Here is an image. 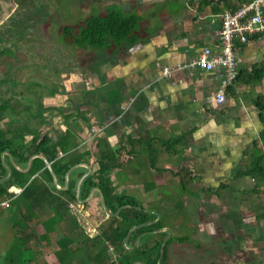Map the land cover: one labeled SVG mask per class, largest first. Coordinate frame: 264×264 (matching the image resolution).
Returning <instances> with one entry per match:
<instances>
[{
  "label": "crops",
  "instance_id": "0c3cea01",
  "mask_svg": "<svg viewBox=\"0 0 264 264\" xmlns=\"http://www.w3.org/2000/svg\"><path fill=\"white\" fill-rule=\"evenodd\" d=\"M173 1L95 0L102 10L115 7L140 16L141 22L133 40L94 51L85 47L81 54L97 58L96 67L51 71V82L57 84L45 99L51 102V132L46 133L58 139L71 130L80 150H92L86 163L94 169L100 157L97 141L107 140L117 151L119 166L109 172L117 192L140 195L173 233L190 237L170 244L169 264H264V176L246 173L264 129L256 104L264 94V77L252 75L254 64L264 60V36L237 44L240 77L229 86L225 103H209L207 97L221 82L220 67L185 69L172 77L162 70L198 56L204 47L218 53L220 22L212 21L210 8L199 10L196 0L169 7ZM181 172L185 179L194 176L185 190ZM166 190L180 195L165 197ZM5 210L0 208V214ZM91 212L80 202L71 203L65 220L51 224V245L55 248L79 229L96 235L102 219ZM53 215L48 206L36 210L30 223L35 235L46 233Z\"/></svg>",
  "mask_w": 264,
  "mask_h": 264
},
{
  "label": "trees",
  "instance_id": "16d2710c",
  "mask_svg": "<svg viewBox=\"0 0 264 264\" xmlns=\"http://www.w3.org/2000/svg\"><path fill=\"white\" fill-rule=\"evenodd\" d=\"M196 1L198 2L199 10L210 8L213 13H220L225 10L234 11L242 4L253 0ZM140 22L141 17L136 14H126L115 7H109L106 12L89 16L78 25H65V40L74 43L79 48L87 46L98 48L110 42L121 43L127 39L133 40L135 38L134 33ZM259 36H264V31L250 35L249 39ZM253 67L252 75L255 74V77L259 79L263 78L264 60L254 64ZM239 77L240 73L236 81ZM256 104L262 112L264 121V94L257 97ZM9 108H11V104L7 101L0 104V121L3 119V113ZM39 109L41 114L35 118L38 126L31 125L28 120L20 121L16 118L10 119L6 129L0 124V179L8 174L1 158V154L5 150H9L17 164L23 168L27 167L28 161L33 154H43L51 161L61 185L66 179L67 171L73 165L90 162L92 150H80L76 137L71 130L68 129L58 139H54L48 133H42L41 126L47 123L48 117L43 113L41 105ZM27 135H32V138L27 139ZM97 147L100 150V157L94 163L96 166L95 169L93 168V172L82 183L80 199L88 197L91 189L99 186L104 192L107 205L113 212L127 204L142 209L126 207L120 211L118 216L110 217L101 205L100 193L96 192L84 206L96 205V200L99 199L98 203L101 211L98 212L97 216L103 218L104 223L94 236H89L81 229L82 238L79 240L72 235L59 239V247L54 251L58 261L60 264H75L76 259L86 254L88 261L90 263L95 262V264H133L137 261H142L146 264H157L161 253V245L167 232H155V230L165 227L164 217L161 216L156 223L137 227L132 231L127 240L128 247L134 245L140 234L150 231V233L140 238L135 249H129L124 245V239L132 226L155 220L157 216L144 210L147 208L138 198L127 193L117 192L116 186L109 175L112 168L119 166L117 151L103 138L98 139ZM152 158L154 160V157ZM6 159L10 165L7 155ZM86 170L87 168L82 166L74 169L71 173V178L69 177V187L66 190L59 189L54 183L52 173L46 167L44 159L37 156L32 160L29 171L23 172L13 167L12 177L0 184V198L13 195V188H22L21 193L11 199L9 205L5 207L9 209L12 216L16 218L21 216L25 220V225L16 231V241L10 248L11 251L16 248L22 251V255L18 256L21 263L32 264L33 261L41 262L40 257H38V251L31 245L33 238L39 241H46L48 244L51 243L49 234L53 229L50 226L45 225L46 233L39 236L35 235L31 230L30 223L32 218L35 217L36 210L43 206L50 207L54 212L52 226L65 220V213L70 210V204L78 202L76 182ZM184 173L181 172L180 176L181 185L185 190L188 183L194 179V176L190 174L189 178L185 179ZM246 173L254 177L264 176V129L260 138L255 140ZM189 239L188 235L181 237L173 233L167 241L165 256L161 264H169L168 250L172 242ZM111 246L113 251H110ZM11 261L15 260L12 259Z\"/></svg>",
  "mask_w": 264,
  "mask_h": 264
},
{
  "label": "rangeland",
  "instance_id": "374dc122",
  "mask_svg": "<svg viewBox=\"0 0 264 264\" xmlns=\"http://www.w3.org/2000/svg\"><path fill=\"white\" fill-rule=\"evenodd\" d=\"M168 4L169 7L179 5V0L169 2ZM108 8V6H105L102 10V6L95 2V0H0V50H3L7 55L17 53L19 59L21 58L22 61L26 59L30 63L26 64V67H23L24 69L21 68L25 77H27L23 82V85L26 86L25 95H32L28 90L30 88L34 91V94H39L40 96L45 93H51V89L55 85L53 82L57 84L56 79H53L51 82V71L56 72L60 67H83L85 65L96 67L98 63L97 58L94 57L92 60L86 59L84 53L81 54L85 48L74 49L76 45L65 40L64 26L79 24L89 16L106 12ZM161 10H168V5ZM87 47L91 48L92 51L96 50V47ZM4 56L2 55L1 57ZM73 57H76V59ZM11 61L13 60L4 57L0 62V67H9ZM17 64L18 61L11 62L12 66L10 67H17ZM39 67L45 68L41 69ZM5 71L7 73L4 74H10L11 72L8 69ZM45 76L50 77L48 79ZM12 82L8 79L6 85L13 86L14 83ZM2 95L4 97L9 96V93L5 91ZM38 100L42 101L43 98L37 97L35 100L34 114L36 115L41 114L39 109L41 103ZM25 105L27 106V104ZM46 105H51V102ZM43 109L45 111V108ZM32 118L34 117H31V125L38 126L37 120ZM26 119L27 117L23 116V120ZM41 129L42 133L51 132V126L48 124L42 125ZM30 138L31 136L29 135L27 139ZM164 193L165 197L168 198H176L180 195L178 193L172 195L169 190L164 191ZM137 198L144 206L148 204L140 195H137ZM98 201L96 200V205L91 204L85 207L87 210L91 209V217L97 216L98 212L101 211ZM150 204L149 206H156L155 203ZM49 219L50 221L47 222V226L51 227L53 219L52 221L51 218ZM100 219H102L101 227L104 220L103 218ZM24 225V218L21 216L17 218L14 216L10 217L9 209L0 214V264H26L19 261L18 256L22 255V251H19V248L13 251L10 250L17 238L13 233ZM100 227L98 228L100 229ZM81 231L79 229L74 237H82ZM91 233L95 234L96 232ZM33 247L38 251L41 262L33 261L32 264H60L53 256L54 250L58 246L54 248L51 243L48 244L43 240H35ZM110 251L113 250L110 248ZM12 259L15 261H11ZM79 259L75 260V264H95V262L90 263L88 261L86 254ZM203 260V258L200 259V261Z\"/></svg>",
  "mask_w": 264,
  "mask_h": 264
},
{
  "label": "built area",
  "instance_id": "2783aa9c",
  "mask_svg": "<svg viewBox=\"0 0 264 264\" xmlns=\"http://www.w3.org/2000/svg\"><path fill=\"white\" fill-rule=\"evenodd\" d=\"M212 21L220 22L219 42L220 51L214 53L210 47H204L198 56L174 66H164V76L172 77L185 69L212 70L220 67L223 70L221 82L212 96L207 97V102L223 104L227 100L228 88L235 83L239 75V57L237 43H246L250 35L264 31V0H253L242 4L238 9L225 10L220 13H211ZM134 98L131 100V102ZM130 102V103H131ZM94 135L96 130L92 129ZM22 188L12 189L14 193L0 201V208L9 205L11 199L21 193ZM113 249V247H111Z\"/></svg>",
  "mask_w": 264,
  "mask_h": 264
},
{
  "label": "flooded vegetation",
  "instance_id": "af4514ba",
  "mask_svg": "<svg viewBox=\"0 0 264 264\" xmlns=\"http://www.w3.org/2000/svg\"><path fill=\"white\" fill-rule=\"evenodd\" d=\"M2 55H5L4 57H8L10 60L18 61L17 67H0V104L4 101H7L11 104V108L6 110L3 113V119H1L0 124L1 126L6 129L8 127V124L10 123V119L16 118L17 120H23V116L27 117L26 120L30 121L31 117H34L32 119H35L37 117L36 114H34V103L36 98H43L42 101L38 100L39 103L45 108V111L43 109V113L47 116V114L51 113V105L47 106L45 102V99L51 98V93H45L44 95L40 96L39 94H34V91L32 88L28 89L32 95H25V85H23V82L27 79L25 77L24 73L22 72L23 67H26V64H30L27 62L26 59L23 61L21 58H18L17 53H11L10 55H7L3 52V50H0V57ZM4 57H1L0 60L2 61ZM0 61V62H1ZM26 62V63H25ZM25 63V64H24ZM34 63V62H33ZM39 68H45V67H39ZM11 70L10 74H4L7 73L5 70ZM24 69V68H23ZM3 74V75H1ZM50 76H45V78L49 79ZM13 81V86L6 85L7 80ZM27 87H29L27 85ZM9 93V96H3V92ZM35 95H37L35 97ZM27 99V102H26ZM26 103H25V102ZM27 104V106L25 104ZM47 113V114H46ZM47 124V123H46ZM10 136V135H8ZM32 138V137H31ZM3 162V161H2Z\"/></svg>",
  "mask_w": 264,
  "mask_h": 264
},
{
  "label": "water",
  "instance_id": "95a60500",
  "mask_svg": "<svg viewBox=\"0 0 264 264\" xmlns=\"http://www.w3.org/2000/svg\"><path fill=\"white\" fill-rule=\"evenodd\" d=\"M6 155H7V156L9 157V159L11 160V163H12L13 167H14V168H17V169H19V170H21V171H23V172H27V171H29V169L31 168V165H32V160H33L35 157H37V156L41 157L42 159H44V161H45V163H46V167H47V168L50 170V172L52 173V176H53V179H54V183L56 184V186H57L59 189H63V190H66V189L68 188V186H69V177H70V174L72 173V171H73L74 169L80 167V166L86 167V168H87V171L81 176V178H80V180H79V182H78V185H77L76 196H77V198H78V202H80V203H82V204H85L87 201H89V200L94 196V194H95L96 192H99V193H100V202H101V205H102L104 211L106 212V214H107L108 216H110V217H112V216H118L119 213H120V211H121L123 208H126V207L139 208V207H137V206L127 204V205H124V206L120 207L117 211L113 212V211L109 208V206L107 205V202H106V199H105L104 192L102 191V189H101L99 186H95V187H93V188L91 189V191H90L88 197H86L85 199H80V192H81V186H82V183H83L84 179H85L88 175H90V174L93 172V170H94L93 167H92V165L89 164V163H86V162H83V163H79V164H75V165H73V166L67 171V173H66V176H65V177H66L65 184H64V185H61V184H59L58 177H57V175H56V173H55V171H54V169H53V166H52L51 161H49V160H48L43 154H33V155L30 157L29 161H28V165H27V167H26V168H23V167H21V166H19V165L17 164V162L15 161V159H14L12 153H11L9 150H5L4 152H2V154H1V158H2V161H3L4 166L6 167V169H7V171H8V174H7L5 177H3L2 179H0V184L3 183V182H5V181L8 180L9 178H11L12 175H13V167L10 166V165L7 163ZM139 209H142V208H139ZM144 210H146L147 212H151V213L156 214L157 217H156L155 220L148 221V222H144V223H141V224H138V225H134V226H132V227L130 228V230H129L127 236H126L125 239H124V245H125L127 248H129V249H135L136 246H137V244H138V241L140 240V238H141L143 235L150 233V231L143 232L142 234H140V235L137 237V239H136L134 245H133L132 247H128V246H127V240L129 239V237H130L132 231H133L135 228H137V227H141V226H144V225H147V224L156 223V222H158V221L160 220V218H161V214H160L158 211L150 210V209H144ZM163 231L167 232V235L165 236V238H164V240H163V242H162V245H161V253H160V257H159V259H158V263H157V264H161V263H162L163 258H164V256H165V251H166L167 241H168V239L171 237V235H172V233H173V232H172V229H171L170 227H166V226H165V227H162V228H160V229L155 230V232H163ZM133 264H146V263H144V262H142V261H137V262H135V263H133Z\"/></svg>",
  "mask_w": 264,
  "mask_h": 264
}]
</instances>
